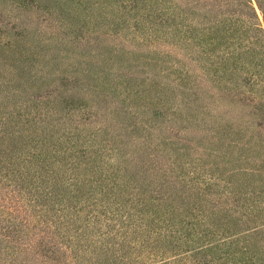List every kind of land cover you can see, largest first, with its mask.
<instances>
[{
    "label": "rangeland",
    "instance_id": "374dc122",
    "mask_svg": "<svg viewBox=\"0 0 264 264\" xmlns=\"http://www.w3.org/2000/svg\"><path fill=\"white\" fill-rule=\"evenodd\" d=\"M131 7L129 0H0V118L14 116L10 125L18 133L31 128V145L37 146L32 152L47 156L57 176L66 171L76 181L75 186L58 181L52 185L56 194L65 196L55 207L75 204L74 209L67 207L71 214L91 217L96 207L87 191L102 186L121 195L119 202L129 200L131 192L158 201L167 195L180 199L184 192L188 201L198 205V210L188 213L200 216L223 209L228 204L223 187L216 185L223 182V171L208 156L211 122L199 113L177 109L188 107L191 97L174 84L170 68L174 56L164 53L165 45L137 36L134 25L144 31L139 20L142 10ZM152 87L160 91L151 92ZM214 108L216 115L222 112L221 106ZM33 169V174L41 173L38 165ZM96 197L100 206L108 204L106 198L111 196ZM107 212L96 226L109 230L106 224L114 220L106 223L112 215ZM86 222L82 219L76 225ZM9 224L21 221L1 218L0 231L5 232ZM254 225L243 224L238 231ZM11 226L6 234L15 235ZM42 226L24 233H38ZM86 228L90 237L98 236L95 228ZM189 232L190 227L182 223L178 235ZM254 236L264 260V226ZM204 243V237L190 239L185 245L188 260L174 264H185L198 253L200 258L202 252L195 248ZM89 248L96 253L87 254L90 263L81 264H109L93 242ZM181 249L178 246L168 257ZM31 258L23 253L19 260L24 264ZM140 263L131 258L128 264Z\"/></svg>",
    "mask_w": 264,
    "mask_h": 264
},
{
    "label": "trees",
    "instance_id": "16d2710c",
    "mask_svg": "<svg viewBox=\"0 0 264 264\" xmlns=\"http://www.w3.org/2000/svg\"><path fill=\"white\" fill-rule=\"evenodd\" d=\"M129 3L131 8L142 10L139 20L144 31L134 25L137 36L165 45L164 53L174 56L170 66L175 73L174 84L191 97L186 100L188 107L177 109L199 113L211 122L206 136L211 147L208 156L221 166L223 182L216 185L223 187L221 193L228 206L198 216L188 213L198 210V205L188 201L184 192L180 199L167 195L159 201L131 192L129 200L119 202L121 195L112 187L110 191V186H102L87 191L94 202L91 205L96 207L91 217L71 214L72 209L67 207L74 209L75 204L55 207L65 201V196L56 194L52 185L58 181L75 186L76 181L66 171L57 176L47 156L32 152L37 146L31 145V128L18 133L10 125L14 120L10 115L9 119L0 118V219H20L21 224H9L15 235L6 234L8 228L0 231V264H22L19 258L23 253L32 256L24 259V264L90 263L86 255L96 253L89 248L92 242L109 264H128L131 258L140 264H174L188 260L186 243L201 237L205 243L195 250L202 256L193 255L185 264H264L254 236L264 226V0ZM150 91L160 90L152 87ZM214 106H221L219 115ZM19 149L27 152L23 155ZM64 163L60 161L58 168ZM36 165L41 173L35 175L32 170ZM81 183L85 186L83 179ZM108 195V204L98 206L96 196ZM81 211L83 206L77 209ZM107 211L112 215L106 223L114 220L112 225L106 224L111 226L109 230L96 226ZM82 219L86 225H76ZM252 222L253 227L238 231L241 225ZM40 223L43 226L34 233ZM182 223L190 227V232L178 235ZM87 226L95 228L98 236L90 237ZM24 229L34 232L24 233ZM207 237L212 239L208 241ZM178 246L182 249L173 258L168 257ZM203 248L206 250L201 251ZM130 250L137 253L129 254Z\"/></svg>",
    "mask_w": 264,
    "mask_h": 264
}]
</instances>
